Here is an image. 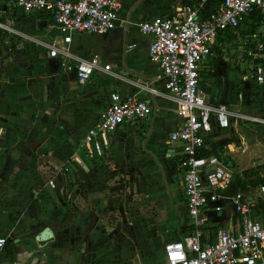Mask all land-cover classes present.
Here are the masks:
<instances>
[{
    "label": "crops",
    "instance_id": "1",
    "mask_svg": "<svg viewBox=\"0 0 264 264\" xmlns=\"http://www.w3.org/2000/svg\"><path fill=\"white\" fill-rule=\"evenodd\" d=\"M193 1L132 0L133 3L126 20L121 19L120 12L116 30L98 36L73 34L70 47L73 45L75 36L85 35L88 38L83 46H77L75 50L69 47L73 54L86 59L99 57L105 63L114 66L112 73L96 72L85 85L79 84L76 74L62 68L57 59L59 66H50L51 59L47 50L32 41L38 39L47 42L46 39L50 33L54 39L60 37L55 28H50L53 24L47 21L45 16L35 13L27 15L13 7L8 9L4 18L10 16V9L13 8L12 22L21 30L26 28L33 34L29 37L30 40L25 41L32 42L37 53L34 55L33 52L27 50L28 58H36L41 64L40 66H22L20 63L22 57H20L17 66L6 46L9 40L2 41L0 37V181L6 179L12 182L13 178H16V187L18 184L23 186L22 193H18L17 189L14 190L15 186L11 187L12 194L9 197H3L6 193L0 190V238L9 240L4 248L7 250L6 253H1L4 249L0 251V264L5 262L16 264V261L13 260L16 257L15 247L21 242H28L30 246L34 245L36 248L48 252L50 243L63 237L66 238L63 245L66 246L67 237L71 236L73 239L75 237L76 228L71 225L70 220L74 210L73 205L82 204L79 202L82 200V195L86 196V194L88 196L83 202L86 208L84 212L85 236L81 239L79 235H76L77 241L83 240L80 245L84 247V251L91 252L90 259L84 260L83 264H91V261L96 262L97 259H101L104 253L108 254L105 258L106 261L117 257L132 260L133 264H155L154 256L160 248L163 249L167 242L180 240L192 232L187 214L183 181L174 157L175 153L180 151V145L172 144L169 141L170 133L176 130L181 123V117L177 112L176 104L167 97L165 81L159 67L150 60L148 52L150 38L141 34L139 24L146 19L166 17L177 7L191 4ZM124 3L125 0H123V6ZM129 20L128 47L126 53H123L121 40ZM43 21L48 22L46 27L41 26L43 24L40 22ZM38 32H41V35ZM38 35L40 39L35 38ZM132 45L135 47L131 48ZM43 50L46 51V56H44ZM220 57L221 55L214 62ZM226 61L229 63V59ZM42 63H45L46 66H42ZM214 65L211 72L204 75L201 83V90L207 102L214 106L226 103L233 111L251 110V106L245 108L244 101H238L237 96L241 91L235 92L232 96L226 78L227 73L218 63H214ZM236 69L239 70V67ZM47 71H51L53 74L46 82H50L53 88L51 100L55 101V104L58 103L61 115L69 116L67 128L78 141V145H80L84 134L98 122L100 115L109 105L110 96L113 93H119L123 97L136 95L152 105L154 113L148 120L121 126L110 136V147L99 158L86 156L82 151H79V146L68 148L67 152H61V154L54 152V147L44 150L39 130L36 131V145L33 146L32 141L34 140L19 131L20 127L27 126L29 128L31 126L27 121H22L20 111L29 96L25 90L30 87L37 74ZM214 71L217 72V76L212 75ZM236 80L240 86H244L240 77ZM216 81H218V88L217 86L213 87ZM149 88H155L159 95L153 96L147 90ZM209 94H211V98L208 100ZM65 102L68 103L67 106ZM41 111L44 112L43 109ZM80 126L84 127L82 134L77 132V127ZM233 126L231 132L215 129L207 139L206 151L210 152V155L225 154L227 156L228 163L231 164L235 172V183L231 192H236L239 177L248 167L237 171V156L235 154L243 148L248 149V147L244 144L245 136L239 128L240 125L233 123ZM245 128L250 132L260 134L259 129L248 125ZM33 132L34 130L30 133ZM68 153L73 154V157H68ZM46 154L51 156L52 163L56 161L63 163L60 167L54 166L56 173H61L56 181L48 180L43 176L44 167L41 163L44 161L42 157L45 158ZM69 159L75 162L72 170L67 164L69 161L66 162ZM16 167H21V172L12 175L11 170ZM108 167L114 168L116 173L121 171L120 174L124 175L125 182H131L129 186L126 187V183L117 178L106 183L104 177ZM70 172L72 173L69 174ZM237 173H239L238 178L236 177ZM50 181H54L56 190L50 187ZM122 183L125 184V194L129 193L132 197V203L126 206L125 200L121 201L119 196L112 197L110 200L113 201L116 212L107 211L105 213L109 198L103 199V192L115 190L121 187ZM95 193L97 195L99 193L100 198L94 196ZM66 195L69 202L63 203L62 206L57 205L60 203V196ZM26 198L28 204L24 206ZM33 199L36 201V208L34 207L36 218L25 216L21 222L32 223L34 226L18 230L13 226V223H17V221L14 222L13 216L20 213L25 214ZM18 201L23 207L18 205ZM49 201L57 212L53 210L52 213H44L47 209H43L50 206ZM118 201H121L122 209H129L126 212L131 216L130 224L134 228L132 233L129 232L127 226L124 227L125 224L119 223L117 216L121 212ZM55 213H61V216H55L56 222L60 224L65 221L67 223L62 231L54 228L57 225L54 220ZM4 215L7 218H4ZM111 216L118 219L114 221L116 226L109 224L108 220ZM46 228L50 229L53 235L51 239L37 243L28 241L32 236L36 240V237H40ZM218 228L237 229V219L231 213L215 215L212 217L207 231L210 238H214ZM77 231L79 230L77 229ZM70 254H75L71 261ZM76 255L75 251H68L59 263V261H55L58 256L52 254L50 264L74 263ZM84 257L87 258V256ZM41 263L49 264L46 259ZM161 264H165V258Z\"/></svg>",
    "mask_w": 264,
    "mask_h": 264
},
{
    "label": "built area",
    "instance_id": "2",
    "mask_svg": "<svg viewBox=\"0 0 264 264\" xmlns=\"http://www.w3.org/2000/svg\"><path fill=\"white\" fill-rule=\"evenodd\" d=\"M10 7L45 16L53 24L50 28L60 37L51 43L32 41L62 68L74 72L79 84H87L96 72H113L112 64L99 57L80 58L69 47L75 33L98 36L116 30L123 0H0V32L30 40L12 28L13 20L4 21ZM254 14L259 22L251 19ZM251 24L257 29L246 36L243 57L237 61L238 77L248 89L264 86V0H194L166 17L139 24L141 34L150 38V60L159 67L167 97L181 117L169 141L180 145L174 157L192 232L164 245L165 264H264V185L241 191L238 183L237 191L231 192L235 172L227 156H201L215 129L228 130L237 120L264 125L263 119L233 111L226 103L209 104L201 90L204 73L212 70L210 63L223 52V44L240 40V30L246 32ZM147 90L159 95L155 88ZM237 99L244 101L242 92ZM153 113L154 107L136 95L113 93L98 122L84 134L79 151L102 157L110 147V136L122 124L148 120ZM49 185L56 188L54 181ZM228 213L237 219V229L218 228L210 238L212 217ZM7 243V238H0V251Z\"/></svg>",
    "mask_w": 264,
    "mask_h": 264
},
{
    "label": "rangeland",
    "instance_id": "3",
    "mask_svg": "<svg viewBox=\"0 0 264 264\" xmlns=\"http://www.w3.org/2000/svg\"><path fill=\"white\" fill-rule=\"evenodd\" d=\"M132 0H125L123 9L121 11V19L122 20H126L127 16L129 14V11L131 9L132 6ZM138 9V7H137ZM12 28L15 29L16 31L22 32L24 33L26 36L30 37L33 34L31 33L30 30H26V28H22V30L20 29L19 26H17L16 24L12 25ZM245 29H241L240 30V34L244 32ZM39 35H41V32H38ZM36 33V34H38ZM37 36L35 38H39L40 36ZM36 36V35H35ZM0 37L2 38V41L5 39L9 40V43L6 45L7 48L9 49V51L12 54V58L15 60V64L18 66L19 62L18 59L20 57H22L20 59V63L22 64V66H40V64L38 63V60L35 59H29L28 58V51L33 52L32 54L36 55L37 53V49L35 48V45L32 42H26L23 38L20 37H10L9 33H4V32H0ZM34 37V36H33ZM240 40L239 38H234L231 39L230 41H228L226 44H223V52H219V56L221 55V57L214 62L215 59H213L210 63L211 69H213L214 63H218L219 66H221V68L223 69L224 72H226L227 74V81L229 83L230 86V93L232 92V96L235 92H239L241 91L243 93L244 96V104H245V108H247L248 106H251L252 109L251 110H246L242 111L241 113L243 114H247L249 116H256L258 118H261L264 120V86L261 88H246L245 86H240L237 83L236 78H238V69H236L237 66V61L240 60L241 57H243V53H244V49L243 48V43L245 41L244 36L240 35ZM52 38V34L50 33V36L48 37V39H46V41L48 43H51L54 41V38ZM81 39V40H80ZM88 38L85 35L82 36H75L74 38V42L73 45L70 47L72 50H75L77 46H83L86 43V40ZM22 44H24L23 46H21ZM27 44V45H25ZM21 46V47H19ZM28 46V47H27ZM44 52V56H46V51L43 50ZM42 52V53H43ZM218 56V57H219ZM229 59V63L226 61ZM43 64V63H42ZM42 66H46L45 63ZM211 71V70H210ZM209 71V72H210ZM209 72H205L204 75H208ZM52 72L51 71H47V72H43V73H39L35 76L33 82L31 83L30 87L28 89H26L25 91H27V93L29 94L27 101L25 102V105L22 106L21 111H20V115L22 118V121H27L29 124H31V126L29 128H27V126L25 127H20V133H24L27 135L28 138H32L34 141H32L33 146L36 145L35 140L37 137V130H39V137L41 136V142L43 143L44 146V150H46L48 147H54V152H57L58 154H61V152H67V149L69 148H76L78 147L79 143L78 141H76L75 137H73L72 133L68 130L67 126L69 123V116L68 115H61L59 113V106L58 103L55 101L52 102L51 98H52V93H53V88L51 86V83H46L48 82V79H50L52 77ZM224 75V76H226ZM217 82V83H216ZM215 84H213V87L217 88L219 87L218 81H216ZM208 100L211 98V94L208 95ZM65 105L67 106L68 103L65 102ZM44 110V112H42L41 110ZM38 115V116H37ZM235 123V121H233ZM128 124V123H127ZM251 126L254 129H259V133H254V132H250L249 130H247L245 128V126ZM125 124H122L121 126H124ZM236 125H240V129L242 130V132L244 133V144H246V146L248 147V149H242L241 151L237 152L235 155L237 156V164H236V169L237 171H241L243 167H248V169L253 168V167H257L260 166L262 164H264V125L262 124H256V123H251V122H247V121H240L237 120V124ZM120 126V127H121ZM233 124L231 125V127L227 130L228 132H231L232 130ZM84 127L80 126L77 127V132H79L80 134H82ZM32 130H34L33 133ZM41 132V133H40ZM30 134V135H28ZM41 134V135H40ZM261 135V136H260ZM236 140V139H235ZM43 153V152H41ZM69 155H67L68 157L72 158L73 154L68 153ZM81 156V155H80ZM49 157V158H48ZM83 158V156H81ZM51 156H48V154H46L45 158L42 157V160L44 159V161L41 163V165L44 167V171H43V176L46 179H53V180H57V178H59L61 176V173H56V170L54 169V166H61L62 164L60 162H55L52 163L53 160H50ZM252 158V159H251ZM69 161V162H68ZM66 162H68V166H70V170H72L74 167L73 165H75L74 161L72 159L67 160ZM16 171V172H15ZM19 171L21 172V167H16L14 169L11 170L12 175L18 174ZM121 172V171H120ZM120 172H114V168H107V174L105 175V179H106V183H110L112 180L114 179H118L119 181H124L125 182V178L123 174H120ZM72 172H70L69 174H71ZM81 173H84L81 171ZM238 174L237 173V178H238ZM11 176V175H10ZM59 176V177H58ZM13 178V177H11ZM6 180V179H5ZM1 180L0 183L2 184L0 186V190L4 191V196L9 197L12 194V190L11 187L15 186V181L16 178H13L12 182H9L8 180ZM126 183V187L129 186V184L131 182H125ZM122 186L112 190L110 192L106 191L103 192V199H107L109 198V202H107V209L105 210L107 213V211L113 212L115 211L114 208V203L113 201H111L110 199L112 197H120V200L124 201V204L127 206L128 204L132 203V197L129 195V193L125 194V184L122 183ZM18 193H22L23 191V186H21L20 184L17 185V187L14 189L16 190ZM13 190V191H14ZM56 190V189H55ZM60 193V192H59ZM88 195H82V200L79 203V206H74L73 205V212L71 214L70 220H71V225L74 226L76 228L75 231V237L73 239V237H67V245L64 246L63 245V241H65L66 238L60 237L57 238L56 240H54L53 242L50 243L49 247L50 249H48L49 251H43L40 250L38 248H36L34 245L30 246L29 243H19L18 245H16L15 247V254L16 257L13 259L16 261V264H42L41 262L46 259L48 260L49 264L52 261V254H56L58 256V258L55 259V261H60L62 260V257H64L68 251H75L76 252V259L74 263H70V262H65V264H83L84 260H88L90 259L89 256H91V252L87 253L86 251H84V247H81V243L82 241H77L78 238H76V235H79V238L83 239V237L85 236V222H84V212L86 210V208L84 207V201L86 200V197ZM94 196H97V198H100L99 193L98 195L95 193ZM125 196H127L125 198ZM118 197V198H119ZM10 201V199H9ZM121 201H118V203L120 204V212L118 219H119V223L121 224H125L124 227L127 226V228L130 230L129 232H134V228L133 226L130 224L131 222V216L128 212L127 209H122L123 207H121ZM59 204L62 206L63 203H68L69 199L66 196H60L59 199ZM18 205H20V202H17ZM28 204V200L27 198L24 201V206H27ZM29 207L28 210H26L25 214H17L14 215V222L17 221V223H13V226L17 227L18 230H24L25 227H33L34 225L32 223L29 224H24L21 222V219L26 217H31L32 219L36 218V201L31 200V202L29 203ZM48 204L50 205V201L48 202ZM74 204V203H73ZM21 206V205H20ZM23 207V206H21ZM35 207V208H34ZM33 208V209H31ZM72 208V209H73ZM128 208V207H126ZM44 213L45 214H49L52 213V211H56L52 204L48 207H45L43 210H46ZM57 212V211H56ZM116 212V211H115ZM68 214H70L69 212H67ZM125 214V215H124ZM106 215V214H105ZM55 216H61V213H55L54 214V220L56 219ZM125 216V218L123 219V217ZM4 218H7V216L4 215ZM1 219H3V217H1ZM117 218L111 216L109 221V224H115L114 221L118 220ZM123 219V220H120ZM58 221V218H57ZM56 222V220H55ZM57 225H55L54 228H58L60 229V231L63 230V227L66 226V222L63 221L62 223H58L56 222ZM61 225V226H60ZM116 226V224H115ZM51 228V227H50ZM66 228V227H65ZM80 228V229H79ZM77 229L79 231H77ZM119 229H121V227H119ZM48 230L47 228L44 230L46 231ZM50 230V229H49ZM122 230V229H121ZM108 234H111V232H108ZM37 238V237H36ZM108 238V237H107ZM73 240V241H72ZM9 241V240H8ZM29 242L31 241L32 243H37V239L35 240V237L32 236L31 240H28ZM69 244V245H68ZM164 249V248H163ZM163 249L160 248L159 252H157V254L154 256V261L155 264H161L162 261L164 260V252ZM7 250L4 249V251H2V254H5ZM43 255V256H42ZM73 255V256H72ZM69 259L70 261L73 259V257H75V254H70L69 255ZM84 256H87L84 257ZM108 256V254L104 253L103 256H101V259H97L96 262L91 261V264H133L132 260H128L125 258H117V257H112L110 260L106 261V257ZM4 264H11V262H5Z\"/></svg>",
    "mask_w": 264,
    "mask_h": 264
},
{
    "label": "trees",
    "instance_id": "4",
    "mask_svg": "<svg viewBox=\"0 0 264 264\" xmlns=\"http://www.w3.org/2000/svg\"><path fill=\"white\" fill-rule=\"evenodd\" d=\"M13 10L14 9L11 8L10 9V13H11L10 16H7L6 18H4L5 22L12 20ZM251 19H253L255 22H259L261 18L259 16L257 17V14H254L251 17ZM256 29H257V26L251 24L249 29L246 32L241 33V36L246 37L247 35H252L255 33ZM212 75L217 76V72L214 71V73ZM201 156H203V157L210 156V152L204 150L201 153ZM76 165H78V164H76ZM261 185H264V164L257 166V167L247 169V170H244L242 172L241 176L239 177V190H241V191H248L249 189H254V188H257Z\"/></svg>",
    "mask_w": 264,
    "mask_h": 264
},
{
    "label": "water",
    "instance_id": "5",
    "mask_svg": "<svg viewBox=\"0 0 264 264\" xmlns=\"http://www.w3.org/2000/svg\"><path fill=\"white\" fill-rule=\"evenodd\" d=\"M42 23L43 25H41L42 27H46L48 25V22L47 21H43V22H40ZM129 24H130V20L125 28V31H124V34H123V37H122V40H121V46H122V49H123V53H126L127 51V47H128V42H127V35H128V29H129ZM50 66H59L58 65V62L56 59H52L50 58ZM229 166H231L230 163H228ZM53 237L51 231L48 229L46 230L40 237H37V241H46L48 239H51Z\"/></svg>",
    "mask_w": 264,
    "mask_h": 264
}]
</instances>
